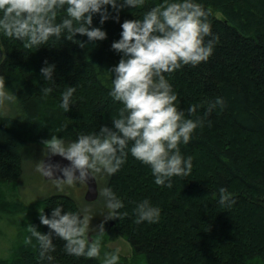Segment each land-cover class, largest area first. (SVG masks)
<instances>
[{"label": "trees", "instance_id": "16d2710c", "mask_svg": "<svg viewBox=\"0 0 264 264\" xmlns=\"http://www.w3.org/2000/svg\"><path fill=\"white\" fill-rule=\"evenodd\" d=\"M0 39V264H107L72 193L15 199L30 134L89 154L113 264H264V0H0Z\"/></svg>", "mask_w": 264, "mask_h": 264}, {"label": "rangeland", "instance_id": "374dc122", "mask_svg": "<svg viewBox=\"0 0 264 264\" xmlns=\"http://www.w3.org/2000/svg\"><path fill=\"white\" fill-rule=\"evenodd\" d=\"M241 79L243 80L242 76ZM0 113L16 120L22 118L18 102L13 96L2 89L1 86ZM16 128L20 135H23L24 137L28 136L29 131L23 128V126L16 125ZM30 136L34 142H38L40 145H29L30 147L24 154L23 174L18 182L17 197H15V199L17 201H21L22 203H28V205H31L36 202L45 201L46 198L54 194L72 193L74 198L80 204L81 212L85 219L84 228L80 233L81 237L84 239L87 238L90 241V244L94 245V249L103 262L113 264V259L110 255L104 249L93 243V235L98 231L104 230L107 224L110 226L114 220L113 209L105 197L104 179H101L100 181L102 185L99 187V198L95 202H87L85 200L87 186L83 181H46L42 174V164L45 157L56 150L64 149L66 146L64 143L58 142L59 139L41 144V140H35L40 137H37V135L34 134H30ZM80 152L85 157L87 156L89 158V154L87 152ZM15 191L16 190H14V192ZM12 194V192H9L8 198H12ZM3 224L4 230L13 229V226L9 225L7 222ZM33 227L34 230H40L42 227V221H35ZM106 246L110 249L116 250L122 255L127 256L129 259L132 258V251L122 238H118L108 243ZM11 247L12 246L5 237L0 238V259H6V257L12 255V250L10 249Z\"/></svg>", "mask_w": 264, "mask_h": 264}, {"label": "water", "instance_id": "95a60500", "mask_svg": "<svg viewBox=\"0 0 264 264\" xmlns=\"http://www.w3.org/2000/svg\"><path fill=\"white\" fill-rule=\"evenodd\" d=\"M5 57L0 39V65ZM42 174L46 181L81 180L87 186L85 200L95 202L99 198V186L95 175L91 172L82 153L76 150L56 151L45 157Z\"/></svg>", "mask_w": 264, "mask_h": 264}, {"label": "bare ground", "instance_id": "6f19581e", "mask_svg": "<svg viewBox=\"0 0 264 264\" xmlns=\"http://www.w3.org/2000/svg\"><path fill=\"white\" fill-rule=\"evenodd\" d=\"M98 186H99V183H98Z\"/></svg>", "mask_w": 264, "mask_h": 264}]
</instances>
